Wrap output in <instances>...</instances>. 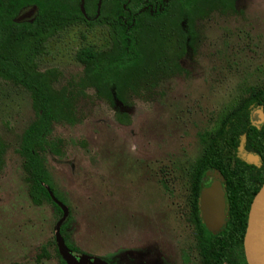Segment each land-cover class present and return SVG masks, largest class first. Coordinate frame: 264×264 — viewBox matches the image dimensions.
Masks as SVG:
<instances>
[{
	"label": "rangeland",
	"instance_id": "obj_1",
	"mask_svg": "<svg viewBox=\"0 0 264 264\" xmlns=\"http://www.w3.org/2000/svg\"><path fill=\"white\" fill-rule=\"evenodd\" d=\"M197 15L196 41L183 51L169 21L147 27L156 63L113 105L96 97L76 58L84 47H108V27L74 24L53 35L32 61L56 75L53 116L27 142L40 116L27 90L0 79V264H62V212L28 196L31 157L67 209L60 234L84 264H210L192 173L222 122L264 91V0Z\"/></svg>",
	"mask_w": 264,
	"mask_h": 264
},
{
	"label": "trees",
	"instance_id": "obj_2",
	"mask_svg": "<svg viewBox=\"0 0 264 264\" xmlns=\"http://www.w3.org/2000/svg\"><path fill=\"white\" fill-rule=\"evenodd\" d=\"M98 2L83 0V13L81 0H0V79L27 90L31 107L40 116L38 124L25 131L26 142V136L38 137L48 131V121L53 116L56 75L52 70H39L32 62L33 55L43 51L45 42L53 35L74 24L108 27V47L100 50L84 47L76 58L82 63L84 79L96 97L113 105L115 101L125 102L124 94L134 89L156 63L152 45L148 44V26L169 21L183 51L196 41L198 9H209L220 3L233 4L234 0H101L99 8ZM30 7L35 10L31 19L15 21L22 10ZM255 109H261L264 116V91L230 113L192 171V206L199 220L198 199L200 189L208 181L206 173L219 175L225 192L224 225L215 233L200 226L209 236L205 240V251L211 254L207 255L208 260H213L210 264H247L243 251L247 213L264 180V122L260 126L252 122L251 113ZM246 153L257 155L260 163L247 161ZM31 162V170L24 168V178L29 181L28 196L36 204L49 201L61 214V208L50 196L52 188L42 177L43 171L36 166L34 157ZM68 221L66 218L60 228L64 238ZM66 245L73 252L77 251L69 243ZM46 252L42 248L37 258L46 256ZM56 252L61 263L66 264L57 248Z\"/></svg>",
	"mask_w": 264,
	"mask_h": 264
},
{
	"label": "water",
	"instance_id": "obj_3",
	"mask_svg": "<svg viewBox=\"0 0 264 264\" xmlns=\"http://www.w3.org/2000/svg\"><path fill=\"white\" fill-rule=\"evenodd\" d=\"M101 0L98 2L100 7ZM81 10L84 13L83 0H81ZM35 14V10L30 8L20 13L15 21H23ZM249 161V160H248ZM51 198L61 208L62 216L55 228V240L58 252L66 264H84L89 259L86 256H76L65 244L60 234L62 223L67 217V209L50 192ZM225 198L224 191L219 180H213L204 186L200 192L199 208L202 220L209 231H215L225 223ZM243 251L247 264H264V180L257 192L254 194L247 213L246 227L243 236ZM97 264L99 263L95 260Z\"/></svg>",
	"mask_w": 264,
	"mask_h": 264
},
{
	"label": "flooded vegetation",
	"instance_id": "obj_4",
	"mask_svg": "<svg viewBox=\"0 0 264 264\" xmlns=\"http://www.w3.org/2000/svg\"><path fill=\"white\" fill-rule=\"evenodd\" d=\"M31 8V7H30ZM30 8H26V9H24V10H22L21 11V13L22 12H24V11H27V10H29ZM20 14V13H19ZM18 14V15H19ZM17 15V16H18ZM35 15V14H34ZM33 15V16H34ZM33 16H31V17H29V18H27V19H25V20H29V19H31ZM25 20H23V21H25ZM251 120H252V122L254 123V124H256V125H261V124H263V122H264V116H263V114H262V111H261V109H255L252 113H251ZM245 159L248 161H251V162H256V163H260V158H258L257 157V155H254V154H251V153H246L245 154ZM206 175H207V178H208V181L205 183V185L204 186H206V185H208V184H210L213 180H219L220 181V179H219V175H216V174H214V173H206ZM221 182V181H220ZM221 185H222V183H221ZM204 186H202V188L204 187ZM201 188V189H202ZM222 188H223V185H222ZM201 189H200V192H201ZM223 191H224V189H223ZM224 198H225V192H224ZM199 200H200V193H199V199H198V207H199ZM225 205H226V200H225ZM227 206V205H226ZM226 206H225V212H226V216H227V209H226ZM199 211H200V208H199ZM192 212H193V217H194V219H195V226L197 227V226H205V224H204V222H203V220H202V217H201V213H200V219L201 220H199V218H198V214L196 213V211L194 210V209H192ZM225 220H226V218H225ZM201 224V225H200ZM224 225V224H223ZM222 225V226H223ZM221 226V227H222ZM205 228H206V226H205ZM207 229V228H206ZM217 230V229H216ZM215 230V231H216ZM215 231H211L212 233H215ZM198 242V241H197ZM194 245V244H193ZM188 253H190V252H188ZM187 252H185V251H183L182 253H181V255H190V254H188ZM206 256L207 255H211L210 253H204ZM244 257H245V255H244ZM210 258V257H209ZM209 261L211 262V263H213V260H211V259H209ZM181 262H182V264H184V262H189L188 260L186 261L184 258H183V260H182V258H181ZM245 262H246V259H245ZM247 263V262H246ZM162 264H165V261L164 262H162ZM227 264V263H226Z\"/></svg>",
	"mask_w": 264,
	"mask_h": 264
}]
</instances>
